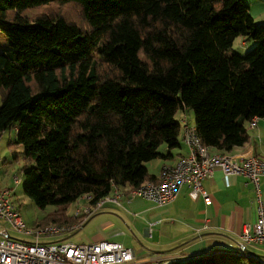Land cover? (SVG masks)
<instances>
[{"label": "trees", "instance_id": "16d2710c", "mask_svg": "<svg viewBox=\"0 0 264 264\" xmlns=\"http://www.w3.org/2000/svg\"><path fill=\"white\" fill-rule=\"evenodd\" d=\"M79 8L81 19L69 16ZM0 136L16 130L23 190L56 205L155 180L147 163L180 146L179 110L222 151L264 117V21L248 0H0ZM239 36L256 41L240 54ZM168 264H264L217 250Z\"/></svg>", "mask_w": 264, "mask_h": 264}, {"label": "crops", "instance_id": "0c3cea01", "mask_svg": "<svg viewBox=\"0 0 264 264\" xmlns=\"http://www.w3.org/2000/svg\"><path fill=\"white\" fill-rule=\"evenodd\" d=\"M254 1H249L250 12L255 21L260 22L264 19V9L254 13L253 3L261 0ZM0 45H8V38L2 33ZM188 110H183L179 119L182 124L180 146L173 149L163 146V153L170 152L171 155L147 163L149 172L156 178L164 164H174L189 153L182 129L184 120L195 125V118L191 122L185 114ZM13 132L16 138V130ZM247 132L249 140L244 145L235 146L230 151L213 147L212 152H226L237 159L254 154L264 159V117L257 120L255 127H247ZM21 153L23 158V150ZM203 186L212 199L211 204H206L202 196L194 200L188 185L181 188L174 201L163 206L125 195L120 204L108 203L96 210L79 229L87 230L86 242H121L127 247H136L133 250L139 259L158 260L161 264L217 250H242L241 232L246 224H253L257 219L253 184L244 175H226L216 169L213 177L204 180ZM261 189L264 198V177ZM73 212L68 214L72 216ZM247 249L264 258L263 248L249 245Z\"/></svg>", "mask_w": 264, "mask_h": 264}, {"label": "built area", "instance_id": "2783aa9c", "mask_svg": "<svg viewBox=\"0 0 264 264\" xmlns=\"http://www.w3.org/2000/svg\"><path fill=\"white\" fill-rule=\"evenodd\" d=\"M258 119L257 116L253 117L247 127H255ZM182 130L183 141L189 147L187 156L174 164H164L155 180H145L138 186L113 184L110 193L96 202H93V194L81 196L76 200L72 215L77 219L74 223L55 224L36 232L28 230L19 206L13 199V190L0 186V220L19 232L36 237L33 242L15 238L11 236L9 227L5 226L0 233V264H161L158 260L139 259L131 247L121 242H41L40 237L73 233L96 210L108 203L120 204L125 195L163 206L174 201L181 188L188 185L194 200L202 196L206 204H211L212 199L203 182L213 177L216 169H221L226 175H244L253 184L257 219L253 224L244 226L240 235L241 246L247 248L249 245H257L264 249V198L261 189L264 159L254 154L237 159L226 152H212V147L203 142L195 125L184 120ZM15 179L20 182L19 176Z\"/></svg>", "mask_w": 264, "mask_h": 264}, {"label": "rangeland", "instance_id": "374dc122", "mask_svg": "<svg viewBox=\"0 0 264 264\" xmlns=\"http://www.w3.org/2000/svg\"><path fill=\"white\" fill-rule=\"evenodd\" d=\"M255 2L254 0H248V2ZM250 4V2H249ZM252 9L254 13H258L259 9L263 11L264 9V0H261L259 3H253ZM258 11V12H257ZM69 16L74 19H81V12L79 8L70 6L69 7ZM264 21L262 19L260 22ZM246 41V42H244ZM256 44V41L251 37L239 36L235 39L231 49L240 54H245L248 50L252 49ZM2 102V94L0 92V104ZM184 114L183 110L177 112L178 119ZM191 122L194 120V112L192 109H189L185 113ZM195 121V120H194ZM15 134L13 130H7L2 133L0 136V186L8 187L13 190V199L16 204L19 206L24 222L26 223V228L28 230H33L34 232L42 230L48 226L55 225L53 216L56 213L58 207L56 205H47L44 207L39 206L32 198L27 196L23 190V167L24 159L21 157V152L24 150L22 145L14 146L11 145V142L14 141ZM19 147V149H18ZM19 151V152H18ZM13 152V153H12ZM18 155V157H17ZM16 176L20 177V182H16ZM82 203V200L80 201ZM76 202L71 203L68 206L67 213L70 214L76 208ZM9 227L11 236L25 240V241H36L35 235H27L25 233L19 232L11 228L6 222L0 220V233L4 227ZM87 230L82 228L74 231L73 233H63L58 236L42 235L41 242H53V241H68L76 244L80 243H89L86 242ZM134 249L136 247H133ZM132 248V249H133Z\"/></svg>", "mask_w": 264, "mask_h": 264}, {"label": "water", "instance_id": "95a60500", "mask_svg": "<svg viewBox=\"0 0 264 264\" xmlns=\"http://www.w3.org/2000/svg\"><path fill=\"white\" fill-rule=\"evenodd\" d=\"M242 250H244L245 253L252 255V256H258L260 257L261 255H258L256 253L250 252L247 248L242 247Z\"/></svg>", "mask_w": 264, "mask_h": 264}]
</instances>
